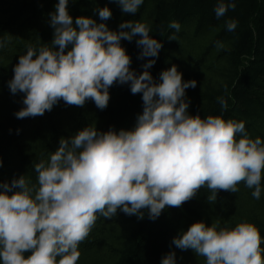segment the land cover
Instances as JSON below:
<instances>
[{
  "label": "clouds",
  "instance_id": "obj_1",
  "mask_svg": "<svg viewBox=\"0 0 264 264\" xmlns=\"http://www.w3.org/2000/svg\"><path fill=\"white\" fill-rule=\"evenodd\" d=\"M68 2L58 0L50 13L51 44L29 45L13 68L9 89L24 94L16 118L42 116L61 100L79 107L92 100L104 110L115 83H130L132 94L142 93L143 113L132 130L87 126L70 139L61 138L49 159L34 165L36 183L21 176L0 184L2 264H77L78 246L98 215L111 219L120 210L143 219L147 210L148 218L156 220L166 207H181L202 187L211 192L209 203L220 190L237 193L241 182L259 200L264 191V140L251 138L244 121L190 115L185 90L197 82L184 81L176 65L161 72L160 83L148 71L155 59L143 64L139 75L131 70L121 40L139 37L140 59L158 57L162 48L150 36L148 24L126 21L112 31L88 17L73 22ZM115 2L123 13L135 14L144 0ZM235 8L234 0H221L215 16L220 19ZM98 14L101 20L111 17L108 7ZM237 26L234 19L225 21L230 32ZM168 27L179 32L181 25L171 21ZM168 39L178 41L175 34ZM4 43L0 41V47ZM216 48L223 49V43L218 41ZM217 101L227 109L223 97ZM261 243L258 228L246 221L234 228L219 221L210 226L196 222L172 240L176 248L204 257L206 264H264ZM161 264H176L175 252L166 254Z\"/></svg>",
  "mask_w": 264,
  "mask_h": 264
},
{
  "label": "trees",
  "instance_id": "obj_2",
  "mask_svg": "<svg viewBox=\"0 0 264 264\" xmlns=\"http://www.w3.org/2000/svg\"><path fill=\"white\" fill-rule=\"evenodd\" d=\"M220 2L144 0L135 14L123 13L115 0H69L67 7L73 22L77 17H88L105 23L112 31H119V25L126 21L148 24L150 36L160 41L162 48L158 57L140 59L141 48L136 44L139 37L131 42L121 40L131 58V70L139 75L144 71L142 65L155 59L148 71L154 82L160 83L161 72L176 65L184 81L197 82L195 88L185 90L190 115L244 121L251 138L264 140V0H234L235 10L229 9L217 19L214 8ZM57 3L58 0H0V41L5 42L0 47V184H11L21 176L36 183L34 165L48 160L61 138L70 139L87 126L99 131L132 130L137 116L143 113L142 93L132 94L130 83H115L109 88L110 99L104 110L92 100L83 107L69 106L61 100L42 116L16 118L15 113L24 107V94H12L8 82L14 76L19 56L26 54L29 45L38 48L51 44L54 29L50 13ZM104 7L111 11L107 20H101L98 14V9ZM229 19L238 25L231 32L225 27ZM171 21L180 23L179 32L168 27ZM173 34L178 41L168 39ZM218 41L223 43V49L217 50ZM217 97L227 101L226 110ZM261 186L264 189V173ZM238 187L237 193L218 191L216 201L210 203L207 196L211 192L202 187L181 207H166L156 220L148 218L147 210L143 219L120 210L111 219L98 215L89 236L78 246L81 255L77 264H161L170 251L176 254V264H206L205 258L193 250H181L172 244L174 237L201 221L208 226L219 221L228 228L240 222L253 223L264 249V191L257 200L243 182Z\"/></svg>",
  "mask_w": 264,
  "mask_h": 264
}]
</instances>
